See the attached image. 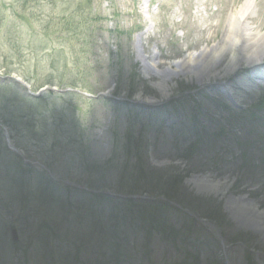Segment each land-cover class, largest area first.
<instances>
[{
  "label": "rangeland",
  "instance_id": "rangeland-1",
  "mask_svg": "<svg viewBox=\"0 0 264 264\" xmlns=\"http://www.w3.org/2000/svg\"><path fill=\"white\" fill-rule=\"evenodd\" d=\"M20 1L0 0V21H7L0 22V264H110L93 261L100 243L91 241L107 244L102 236L118 223L119 252L130 250L129 259L131 246L123 242L139 241L138 264H227L238 255L244 264L245 250L264 264V157L250 148V165L242 167L239 159L229 162L228 143L199 145L191 155V142H180L194 129L223 128L228 109L244 115L264 105V89H256L264 80L253 77L264 75V55L254 69L255 56L237 53L247 43L262 47L264 0L233 6V0H209L206 14L202 0H25V7ZM245 4L252 18L239 21ZM78 10L92 15L93 41L58 60L57 41L43 37L42 22L65 16L79 26ZM146 17L154 22L148 33ZM256 24L263 28L253 29ZM209 26L221 29L212 39ZM227 37L240 48L220 59ZM174 49L185 53L167 61ZM76 50L86 51L84 57ZM210 57L216 67L206 62ZM232 57L234 69L226 70ZM202 62L211 68L202 72ZM18 76L25 84L14 81ZM46 85L62 92L36 96ZM241 140L264 147L262 135ZM15 164L19 177L11 173ZM239 203L252 209L238 213ZM139 214L148 215V235ZM184 220L193 225L188 234ZM172 224L182 225H173L177 237ZM236 240L244 244L224 259L223 249Z\"/></svg>",
  "mask_w": 264,
  "mask_h": 264
},
{
  "label": "bare ground",
  "instance_id": "bare-ground-1",
  "mask_svg": "<svg viewBox=\"0 0 264 264\" xmlns=\"http://www.w3.org/2000/svg\"><path fill=\"white\" fill-rule=\"evenodd\" d=\"M239 0H235V2L237 3ZM233 4H234V1H232L231 3H230V6H233ZM249 5L248 4H245L244 5V8L243 9H241L240 11H239V13L237 14V16H236V18H238L239 19V21L240 20H242V19H244V18H249V19H246V20H250L252 17H251V15L250 14H246V13H249ZM235 18V19H236ZM224 26V25H223ZM225 27V26H224ZM250 28V27H249ZM263 28V26H261L260 24H256V26L253 28V29H256V30H261ZM207 29H208V31L212 34V36L209 38V39H212L213 37H214V35L217 33V32H219L220 30H217V28H214V27H211V26H209V27H207ZM225 30H223V32H224ZM205 33H207L208 34V32H205ZM250 37H251V35H249ZM248 36V37H249ZM142 37V36H141ZM252 39V38H251ZM225 42H224V45H222L221 47H220V51H219V54H218V56H219V58L220 59H222L221 57H223V55L225 56L226 55V52H232V51H235V49H236V51H238L239 50V48H240V46H239V44L238 43H236V44H233V43H231V38L230 37H227L225 40H224ZM256 45L257 44H255V45H249L248 43L246 44V46H243V48H242V50H239V52H237V53H241V54H243V56L244 55H246L247 57H249V56H251V57H253V56H255V58L254 59H252V63H256V66H259V65H257L262 59V55H264V50L262 51L261 49L262 48H264V42L262 43V47H256ZM249 48H256V49H252V51L249 49ZM244 53H246V54H244ZM209 55H207V54H204L203 55V58H207ZM221 56V57H220ZM245 56V57H246ZM259 56H260V58H259ZM202 58V59H203ZM238 59V58H237ZM237 59L235 58V57H232L231 59H230V63H229V65H228V67L226 68V70L227 69H230L231 67H232V69H234V66H235V62H237ZM189 61H190V59H189ZM205 61V60H204ZM206 62H208L211 66H213L212 64H215V58H211L210 57V59H208V60H206ZM206 62H202V72H205V71H207V70H209V69H207V68H211V66L209 65V64H206ZM234 63V64H233ZM232 64V65H231ZM217 65L215 64V66L214 67H216ZM225 72V71H224ZM230 72V71H229ZM228 72V73H229ZM226 75V74H225ZM224 75V76H225ZM199 178V177H198ZM204 181V179L203 180H201L200 182L202 183ZM199 185V184H198ZM217 186V185H216ZM209 188H211V189H213L214 188V185H210V187ZM239 206H238V208L239 209H236V211L238 212V213H240V212H246V211H249L250 209H252V207H251V205L249 204V203H239L238 204Z\"/></svg>",
  "mask_w": 264,
  "mask_h": 264
},
{
  "label": "trees",
  "instance_id": "trees-1",
  "mask_svg": "<svg viewBox=\"0 0 264 264\" xmlns=\"http://www.w3.org/2000/svg\"><path fill=\"white\" fill-rule=\"evenodd\" d=\"M56 20H58V22L53 23V24L52 23H48V24L47 23H43L44 29L48 30L51 25H54L55 24L57 26H53V27H59L60 26V29H62L63 31H65L66 33H68V35L70 37L81 36L82 35L83 30L81 29L80 26H78V28H77L78 31L76 33H74L72 31L73 21L70 18L65 17V16H61L60 18H58ZM72 87H74V84L72 85ZM160 194L163 195L164 193H160ZM116 228H118V224H117Z\"/></svg>",
  "mask_w": 264,
  "mask_h": 264
}]
</instances>
